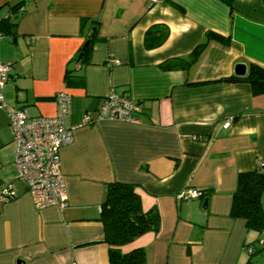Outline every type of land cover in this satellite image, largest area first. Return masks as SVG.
<instances>
[{"label":"crops","instance_id":"0c3cea01","mask_svg":"<svg viewBox=\"0 0 264 264\" xmlns=\"http://www.w3.org/2000/svg\"><path fill=\"white\" fill-rule=\"evenodd\" d=\"M0 19L11 23L0 38V61L13 64L2 89L10 106L54 116L56 95L67 91L75 125L114 90L142 109L141 123L78 128L61 149L68 205L38 209L16 178V144L0 108V181L17 193L0 203V264H110L100 215L113 181L135 184L143 209L161 215L158 232L122 252L144 247L146 264H264V249L249 253L245 220L230 215L239 173L264 159V94L222 80L237 63L264 67V0H0ZM207 31L217 35L196 61L172 66ZM190 187L210 192L181 199Z\"/></svg>","mask_w":264,"mask_h":264},{"label":"built area","instance_id":"2783aa9c","mask_svg":"<svg viewBox=\"0 0 264 264\" xmlns=\"http://www.w3.org/2000/svg\"><path fill=\"white\" fill-rule=\"evenodd\" d=\"M4 34L0 28V38ZM12 66L10 61H0V108L8 111L9 127L16 144V178L26 184L36 208L51 205L64 208L68 205V193L61 170V149L73 142L75 131L105 119L141 123L139 113L142 109L132 98L112 90L103 100L96 116L88 112L80 123L72 125L68 120L73 112V98L69 92L61 91L56 95V115L30 116L25 109L10 106L2 92L11 76ZM233 120L234 118H229L226 126H230ZM258 164L264 166V159ZM202 196V191L192 187L179 194L181 199L187 200ZM15 197L17 193L12 183L0 181V203ZM260 243L264 245V235Z\"/></svg>","mask_w":264,"mask_h":264},{"label":"trees","instance_id":"16d2710c","mask_svg":"<svg viewBox=\"0 0 264 264\" xmlns=\"http://www.w3.org/2000/svg\"><path fill=\"white\" fill-rule=\"evenodd\" d=\"M232 7L233 0H224ZM18 5L14 7L16 9ZM0 28L8 32L11 28L10 21L0 19ZM151 29L148 31L150 32ZM217 34L207 31L206 38L195 48L189 58L181 60L172 66L188 67L196 61L197 56L206 47L210 38ZM166 34L164 35V37ZM95 39V38H94ZM91 42L84 51L85 58L91 49ZM148 39V37H147ZM164 39L158 42L161 44ZM83 51V47L79 54ZM168 66V65H167ZM71 73H67L66 80H69ZM226 82H248L251 85L254 95L264 94V67L257 63H251L246 76L231 75L222 79ZM30 115V114H29ZM31 116V115H30ZM10 124V120H9ZM10 128V127H9ZM202 191L203 196L207 195L208 188H197ZM264 166L257 164L253 170L240 172L237 180V187L233 192L231 216L245 220L249 230H258L261 233L259 247L248 245L249 253L252 255L264 249L260 240L264 235ZM100 221L104 225L105 241L109 244L110 264H146L147 255L144 247L133 248L124 253L121 246L134 241L139 236L149 232H158L161 226V215L157 208L144 210L141 196L137 186L133 183L113 181L107 183V195L101 204ZM252 246V247H251Z\"/></svg>","mask_w":264,"mask_h":264},{"label":"water","instance_id":"95a60500","mask_svg":"<svg viewBox=\"0 0 264 264\" xmlns=\"http://www.w3.org/2000/svg\"><path fill=\"white\" fill-rule=\"evenodd\" d=\"M97 33V28H93V32L91 33V36H95ZM91 40H87L84 45H83V51L79 54L78 60H81L82 57L84 56V51L87 49L89 46ZM248 73V65L246 63H237L235 66V74L236 76H246ZM209 198H205L203 205L206 206L208 204ZM18 264H23L21 260H18Z\"/></svg>","mask_w":264,"mask_h":264},{"label":"rangeland","instance_id":"374dc122","mask_svg":"<svg viewBox=\"0 0 264 264\" xmlns=\"http://www.w3.org/2000/svg\"><path fill=\"white\" fill-rule=\"evenodd\" d=\"M251 234L253 235V244L259 247V238L261 237V233L258 230H251ZM252 237V236H251Z\"/></svg>","mask_w":264,"mask_h":264}]
</instances>
